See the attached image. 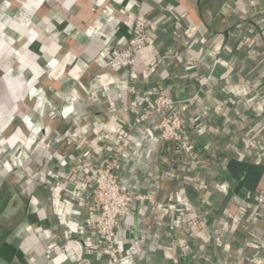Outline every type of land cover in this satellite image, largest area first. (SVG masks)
Here are the masks:
<instances>
[{"label": "crops", "instance_id": "crops-1", "mask_svg": "<svg viewBox=\"0 0 264 264\" xmlns=\"http://www.w3.org/2000/svg\"><path fill=\"white\" fill-rule=\"evenodd\" d=\"M138 17L148 43L134 67L118 69L109 49L126 45ZM258 19L264 0H0V264H110L83 225L88 162L109 156L127 130L134 150L152 132L170 183L142 191L157 204L122 218L121 264H264V213L243 198L264 190ZM158 88L182 100L185 135L201 155L195 179L183 177L154 121L134 120ZM171 192L183 206L165 205Z\"/></svg>", "mask_w": 264, "mask_h": 264}, {"label": "built area", "instance_id": "built-area-1", "mask_svg": "<svg viewBox=\"0 0 264 264\" xmlns=\"http://www.w3.org/2000/svg\"><path fill=\"white\" fill-rule=\"evenodd\" d=\"M138 23L136 31L129 37L126 45L109 49L108 63L110 65L118 69H131L134 67L137 52L148 43L143 18L138 17ZM133 82L132 77L129 79L126 89L130 94L136 95L137 92ZM146 97L149 98V106L135 116V122L154 121L159 139L167 145V150L171 149L177 154V164L182 167V171H185L183 177L187 176L190 179H195L196 173L199 174L197 167L201 155L194 141L185 135L180 110L182 100L173 98L161 88L155 91H147ZM116 139L115 145H111L109 156L99 162H88V168L92 174V185L86 192V196L88 203L91 205V213L84 218L83 223L85 227L100 236L106 248L110 264H121L122 238L120 236V226L122 218L136 205L154 207L157 204L153 194L142 193L124 186L117 172V167L123 158L134 150L138 143V137L127 130L124 134H116ZM85 154V152H81L76 156L77 165L81 166L83 164ZM73 161L70 159L68 163L73 164ZM65 179L63 177L62 181ZM207 198L206 196L202 201L204 206L208 202ZM243 198L245 205L253 201L255 212L264 213V190L260 189L255 193L247 191ZM165 205L173 210L179 208L180 205L183 206L177 201L174 192L167 194ZM195 210L196 208L193 211ZM262 241H264V238Z\"/></svg>", "mask_w": 264, "mask_h": 264}, {"label": "trees", "instance_id": "trees-1", "mask_svg": "<svg viewBox=\"0 0 264 264\" xmlns=\"http://www.w3.org/2000/svg\"><path fill=\"white\" fill-rule=\"evenodd\" d=\"M255 25H257V27H264V19H258V21L255 22ZM245 36L246 35H244V37ZM149 135L151 140V144L148 145L149 147H138L133 151L132 155H127L123 158V166L121 169L122 178L125 184L130 189H133L135 191H149L153 188L155 182L160 180V185L170 183V181L165 178L164 175L158 173V164L154 161L152 157V148L154 147L155 136H153L152 132H149ZM162 148H164V146ZM168 152H165L164 150L161 151V154H167ZM161 158L163 160L162 156ZM120 236L123 241V235L120 234Z\"/></svg>", "mask_w": 264, "mask_h": 264}]
</instances>
